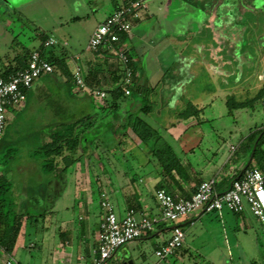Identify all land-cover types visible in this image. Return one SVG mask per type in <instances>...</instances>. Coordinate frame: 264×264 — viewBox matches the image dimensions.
I'll list each match as a JSON object with an SVG mask.
<instances>
[{
    "label": "crops",
    "instance_id": "1",
    "mask_svg": "<svg viewBox=\"0 0 264 264\" xmlns=\"http://www.w3.org/2000/svg\"><path fill=\"white\" fill-rule=\"evenodd\" d=\"M110 1L114 2V7L104 15L97 27L127 0ZM152 1L155 0H149L147 10L134 23L132 31L122 43L123 50L130 55L134 64L135 79L131 95L117 102V110L109 91L117 87L123 69L118 57L108 50H89V39L96 27L88 35L84 49L80 47L79 38L76 41L80 45L75 51L69 50L70 43L67 40L57 39L59 44L54 49L57 54L66 53L71 75L77 62L82 65L86 77L91 73L93 89L105 91L104 99L76 91L71 80L54 72L40 78L45 80H37L23 105L9 110L7 114V128L0 144L5 142L11 123L21 117L23 109L36 91L47 97L49 86L57 84L64 87L69 82L71 92L87 105L83 111L67 112L65 100H58L55 102L58 109L39 127L42 146L51 144L54 137H63V153L53 160H43L57 164L56 178H65L71 170L75 200L82 210L80 226L69 220L68 216L55 225V205L49 208L46 213L49 224L41 230V250H44L41 264H92L94 251L98 247L100 225L105 215L101 206L103 192L120 218L133 209L159 219L161 211L155 200L157 190L163 189L173 195L189 198L200 183L214 180L216 190L223 192L234 179L243 175L248 166L255 165L250 151H246V138L251 131L244 134L239 130L237 132L241 139L228 142L224 139L228 131L204 129L203 126L219 106L223 108L224 115L233 117V113L226 109L227 97L234 95L240 103L250 101L253 85L251 78L256 76V81H264V69L255 73L249 51L245 52L241 47L247 32L238 27L243 24L246 12L256 9V5L251 4L250 0H240L243 2L242 7L244 4L247 6L240 19L236 20V15L228 17L227 14L235 10L239 0L233 4H227L226 0H157L159 7L153 10L150 8ZM164 20L169 21L166 29L160 27ZM16 50L17 55L0 59V75L17 65L15 58L21 55L22 48ZM226 54L231 58L229 62L225 59ZM247 65L251 67L248 72L245 71ZM255 84L254 88L258 91L264 87V82ZM190 105L199 110L197 116L189 113ZM262 105L264 109V100ZM145 106L149 107L148 113L142 112ZM206 110L212 114L205 113ZM251 111H254L253 107L236 110L237 114L249 118ZM89 116L92 117L89 120L92 124L81 122L76 126L78 121ZM134 116L142 117L157 132L161 141L173 148L180 159L178 171H163L153 154L152 144L143 143L131 129L130 119ZM262 128L264 126L255 132ZM68 134L73 135L75 140L69 141ZM231 136L232 132L229 133ZM261 137L262 134L255 141L253 150ZM104 163L110 165L112 175L102 169L99 173L86 165L81 168V164ZM10 182L7 174L0 171V185H10ZM51 193L54 195V189ZM2 211L5 213L4 209ZM207 214L221 220L223 225L232 221L240 222L244 234L235 246L240 258L250 257L251 264H264L262 225L249 211L237 215L227 210L221 213L200 211L179 221L177 225L185 232L183 247L177 255L161 264H172L175 260L185 262L189 258V248L192 246V241L188 240L189 234L196 233L198 225L207 219ZM172 227L173 224L161 221L154 231L145 233L135 241L143 246L154 244L158 249L170 238ZM37 247L35 243L29 245V249ZM246 249L252 250L250 256ZM2 254L8 257L5 261L0 260V264H6L9 259L16 264L11 254L0 246ZM113 259L118 264H136L139 261L135 254L122 248L110 260Z\"/></svg>",
    "mask_w": 264,
    "mask_h": 264
},
{
    "label": "rangeland",
    "instance_id": "2",
    "mask_svg": "<svg viewBox=\"0 0 264 264\" xmlns=\"http://www.w3.org/2000/svg\"><path fill=\"white\" fill-rule=\"evenodd\" d=\"M242 1L237 3L235 10L232 11L233 15H236V20L240 19L247 6L244 4L242 7ZM250 1L251 4L256 5L257 13L252 18L249 16L243 18V23L249 28L244 35L245 42H243L245 46L250 45L247 51L252 57L254 64L252 68L255 73H259L264 69V49H261L259 42L255 40L258 35H255L256 31L253 28L257 24L259 30L262 31L264 27V0ZM113 4L114 2L110 0H0V59L4 60L5 56L17 55L18 47L25 51H32L40 45L42 35L58 41L67 40L70 43L69 50L75 51L80 44V47L84 49L88 35L103 20L104 15L114 7ZM158 7L157 0L150 3L152 10ZM227 15L230 16V14ZM168 25L169 21L164 20L160 27L166 29ZM76 38L81 40L80 44H77ZM130 54L132 55V52ZM225 59L229 62L231 58L226 54ZM248 68L251 67L247 65L246 72L249 71ZM255 77L251 78L253 85L249 99L254 111L249 113L250 118L237 114L236 110L241 108L230 110V106H227L229 99L232 103L233 101L240 103L236 96L231 95L227 97L226 109L233 113V117L229 118L224 115L223 108L219 106L215 109L213 116H210L209 122L204 124V129L228 131L224 139L234 142L241 139L237 131L241 130L244 134L249 131L255 133L257 128L264 126L262 94L254 88L255 83L259 84L264 81H256ZM49 87L47 97L41 95L40 92H34L23 109L21 117L11 123L5 142L0 144V171L7 174L11 181L6 187V192L0 191V203L6 214L4 223L11 225L17 221V217L21 222L17 242L10 252L16 264H41V254L44 252L41 250V230L49 224L46 213L53 205L56 210L53 216L55 225L66 216L74 224L81 225L79 217L82 215V210L79 209L75 200L74 176H71V170H69L65 178H56V171L46 170L45 165L48 163L43 160L46 157L40 150L43 142L39 127L55 113L56 108L58 109L55 105L58 100H65L67 112L81 109L83 111L87 105L85 101L71 92L69 82L64 87L57 84ZM198 112V109L192 105L189 106V113L197 116ZM204 112L212 114L208 110ZM230 132L233 133L231 137H229ZM259 137L260 134L257 139ZM259 148L261 152H264V137ZM81 165V168L86 165L87 168H93L99 173L102 169V171L113 174L110 165L106 163ZM56 180L61 185L56 186L58 183ZM53 183L56 184L53 186ZM52 189H54V195L51 193ZM206 217L207 219L198 225L196 233L189 234L188 240L192 241L189 258L185 259V262L175 260L172 264H204V262H207L206 264H251L250 257L240 258L239 250L235 248L243 233L240 222L235 221L234 224L232 221V223L223 225L222 221L214 218L213 215L207 214ZM241 239L244 240V237ZM30 243H35L38 247L29 249ZM122 250L135 254L136 259H139L136 264L159 262L155 254L157 248L154 244L149 243L143 246L142 243L134 241L123 246ZM251 251L246 249L248 256ZM7 257L2 254L0 260L5 261ZM108 264L118 263L116 259H113Z\"/></svg>",
    "mask_w": 264,
    "mask_h": 264
},
{
    "label": "built area",
    "instance_id": "3",
    "mask_svg": "<svg viewBox=\"0 0 264 264\" xmlns=\"http://www.w3.org/2000/svg\"><path fill=\"white\" fill-rule=\"evenodd\" d=\"M149 0H127L115 10L93 32L89 39L88 48L97 52L108 50L127 66L129 57L122 48L121 36L129 34L142 13L147 10ZM55 39L50 38L45 46H56ZM53 66L45 60L40 52L30 54L24 69L7 79L0 78V142L3 140L9 110L20 108L26 100V91L41 77L53 73ZM73 85L78 92H87L95 98L104 99L106 92L90 88L86 83V75L82 65L77 62L72 71ZM125 95L131 94L134 76L127 68L123 78L118 83ZM155 200L160 207V217L152 218L148 214L128 210L120 218L105 192L101 195V206L104 211V221L100 225L98 247L94 251L92 264H106L115 252L123 246L134 242L147 232L156 229L159 222L173 224L170 238L159 247L155 254L161 264L178 254L184 244L185 234L178 222L197 212L221 213L227 210L233 214L242 215L249 211L262 225L264 231V167H252L244 171L243 176L234 180L231 186L223 192L216 190L214 180L202 182L189 197L173 195L159 189ZM6 264H14L12 259Z\"/></svg>",
    "mask_w": 264,
    "mask_h": 264
},
{
    "label": "trees",
    "instance_id": "4",
    "mask_svg": "<svg viewBox=\"0 0 264 264\" xmlns=\"http://www.w3.org/2000/svg\"><path fill=\"white\" fill-rule=\"evenodd\" d=\"M227 4L228 3H234L235 0H226ZM121 7V6H120ZM118 7V8H120ZM117 8V9H118ZM116 9V10H117ZM257 13V9H252V10H248V12H246V16H249L250 18L254 17L255 14ZM230 16L233 14L232 10L229 12ZM229 16V17H230ZM243 32H248L249 28L246 26V24H241V26H238ZM252 29V28H251ZM255 32L256 36V41L259 42V45L261 46V49H264V27L262 29V31L259 30L258 25L255 24L254 28H253ZM259 30V31H258ZM260 32V33H259ZM126 35H122L121 36V43H123V40L125 39ZM50 38L42 35L40 37V45L33 48L32 51H25L24 49H22L21 55L17 56L15 59L17 61V65L13 68H9L7 69V71H5L4 73H2L0 75V78L3 79H7L9 76L16 74L17 72L21 71L22 69H24L28 63L29 60V56L32 52L34 51H38L40 52L41 56L47 60L54 68V72H59L60 74H62L64 77H66L67 80H71L73 82V78L72 75L69 71L68 68V64H67V56L66 53L63 52L62 54H57V52L55 51V47H51L48 48L45 46V43L49 40ZM243 42V41H242ZM241 42V43H242ZM242 49L246 52L247 49L250 48V45L248 44L247 46H245V43L243 42V44L241 45ZM127 56L129 57L130 61L129 64L127 66H125L119 59L120 62V66L122 67V76L120 77V80L123 78L124 76V72L127 68L131 69L133 72V76L135 79V72H134V64L132 63V60L130 58V55L128 53H126ZM52 74V73H51ZM50 75V74H48ZM92 79V74L90 73L87 77H86V83L90 88H94L93 85L91 83ZM119 80V82H120ZM118 82V83H119ZM98 85V84H95ZM134 86V84H133ZM133 86L131 87V92L133 89ZM30 90L26 91V96L28 94ZM261 94H262V100H264V87L260 90ZM110 94V98L112 99L113 102H115V109H118V101H121L129 96L125 95V93L123 92V90L121 89V87L119 86V84L117 85V87L115 89H113L112 91H109ZM232 99V98H231ZM234 103H232V100L229 99V101H227V106H230V110L235 108V109H239V108H246V107H252V102L251 101H247V102H243V103H239L237 104L235 101H233ZM231 103L233 105H231ZM229 110L230 113H232ZM149 111V107L145 106L142 108V112L143 113H148ZM197 113V112H196ZM92 117H87L82 121H78L76 124V126H78L81 122L82 123H86L85 125H90L93 122H89V120H91ZM130 127L133 130V132L137 135V137L146 145L152 144V151L154 156L156 157L159 165L162 167L163 171L165 173H170L173 170L178 171L179 167H180V159L179 157L175 154L173 148L168 145L165 144L164 142L161 141V138L159 137V135L157 134V132L149 125L147 124L146 121H144L142 119V117L139 116H134V118L130 119ZM88 121V122H86ZM259 134H262V137L260 138V140L258 141L257 147L255 150H253V146L255 141L257 140V136ZM69 138V141H74L75 138L73 137V135L68 134L67 139ZM263 137H264V128H262L259 132H255V133H251L247 138H246V142H248L247 145V150L246 151H250L251 156L253 158V161H255V165H250L248 166V168H252V167H259L262 168L264 167V152H261L259 146L260 144L263 142ZM63 137H54L53 141L51 144H47L44 145L40 148V150L42 151V153L45 155V157L48 160H53L54 158H56L57 156H59L60 154L63 153V149L65 146H63L62 142H63ZM68 144L66 146L69 145V142H67ZM46 170L47 171H57V164H53V163H48L45 165ZM246 168V169H248ZM243 176V175H242ZM8 184H2L0 185V191H2L3 193L7 191V187ZM138 212V211H136ZM5 213L2 211V206L0 203V246L1 248L8 254H10V252L13 250L16 242H17V238L19 236L20 233V229H21V222H20V218L17 217L16 220L13 224L9 225L5 222Z\"/></svg>",
    "mask_w": 264,
    "mask_h": 264
},
{
    "label": "water",
    "instance_id": "5",
    "mask_svg": "<svg viewBox=\"0 0 264 264\" xmlns=\"http://www.w3.org/2000/svg\"><path fill=\"white\" fill-rule=\"evenodd\" d=\"M237 179H238V178H237ZM234 180H236V179H234ZM234 180H233V181H234ZM233 181H232V182H233ZM232 182H231V184H232ZM231 184L229 185V187L231 186ZM229 187H228V188H229ZM228 188H227V189H228ZM125 264H132V263L130 262V263H125Z\"/></svg>",
    "mask_w": 264,
    "mask_h": 264
}]
</instances>
